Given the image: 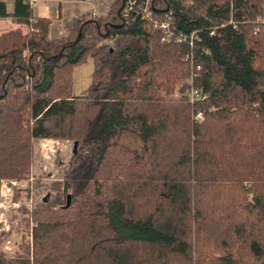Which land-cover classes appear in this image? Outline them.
Listing matches in <instances>:
<instances>
[{
  "label": "trees",
  "instance_id": "1",
  "mask_svg": "<svg viewBox=\"0 0 264 264\" xmlns=\"http://www.w3.org/2000/svg\"><path fill=\"white\" fill-rule=\"evenodd\" d=\"M126 3L51 38L27 0H0L30 27L0 33V185L30 174L34 139L73 143L0 264H264V0Z\"/></svg>",
  "mask_w": 264,
  "mask_h": 264
},
{
  "label": "rangeland",
  "instance_id": "2",
  "mask_svg": "<svg viewBox=\"0 0 264 264\" xmlns=\"http://www.w3.org/2000/svg\"><path fill=\"white\" fill-rule=\"evenodd\" d=\"M8 24L0 23V29H6ZM63 29L66 35L64 24ZM33 144L30 174L19 180L3 179L0 185V246L8 257L21 253V246L30 241L32 223L26 226L24 217L27 214L20 210L22 203L30 210L33 204L54 196L51 184L63 177V168L73 150L70 140L34 139Z\"/></svg>",
  "mask_w": 264,
  "mask_h": 264
},
{
  "label": "crops",
  "instance_id": "3",
  "mask_svg": "<svg viewBox=\"0 0 264 264\" xmlns=\"http://www.w3.org/2000/svg\"><path fill=\"white\" fill-rule=\"evenodd\" d=\"M7 10L12 11L14 0H3ZM25 2V1H24ZM111 0H27L33 17L51 18L49 37L64 35L63 24L66 20L80 16H99L106 12ZM9 22L0 33L19 27L23 33L28 32V25L15 23L10 18H0V23ZM3 25V24H2ZM13 25V26H12ZM93 61L88 58L73 69V92L75 95H86L92 78Z\"/></svg>",
  "mask_w": 264,
  "mask_h": 264
},
{
  "label": "built area",
  "instance_id": "4",
  "mask_svg": "<svg viewBox=\"0 0 264 264\" xmlns=\"http://www.w3.org/2000/svg\"><path fill=\"white\" fill-rule=\"evenodd\" d=\"M134 2L135 0H127L126 7L124 8L125 13H128L132 9ZM160 27H165V24H161ZM190 98H191V101L197 100L200 98V93L196 89H192L190 91ZM194 118L196 120H201L203 118V115L201 112H197L194 114Z\"/></svg>",
  "mask_w": 264,
  "mask_h": 264
},
{
  "label": "water",
  "instance_id": "5",
  "mask_svg": "<svg viewBox=\"0 0 264 264\" xmlns=\"http://www.w3.org/2000/svg\"><path fill=\"white\" fill-rule=\"evenodd\" d=\"M79 38V35L77 36L76 40ZM67 204H69V197H68V200H67Z\"/></svg>",
  "mask_w": 264,
  "mask_h": 264
}]
</instances>
